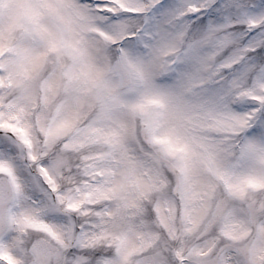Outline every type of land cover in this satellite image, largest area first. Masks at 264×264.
<instances>
[{
    "label": "snow or ice",
    "instance_id": "obj_1",
    "mask_svg": "<svg viewBox=\"0 0 264 264\" xmlns=\"http://www.w3.org/2000/svg\"><path fill=\"white\" fill-rule=\"evenodd\" d=\"M0 0V264H264V0Z\"/></svg>",
    "mask_w": 264,
    "mask_h": 264
},
{
    "label": "rangeland",
    "instance_id": "obj_2",
    "mask_svg": "<svg viewBox=\"0 0 264 264\" xmlns=\"http://www.w3.org/2000/svg\"><path fill=\"white\" fill-rule=\"evenodd\" d=\"M16 2L17 0H10L9 8L2 13L4 18L16 16Z\"/></svg>",
    "mask_w": 264,
    "mask_h": 264
}]
</instances>
